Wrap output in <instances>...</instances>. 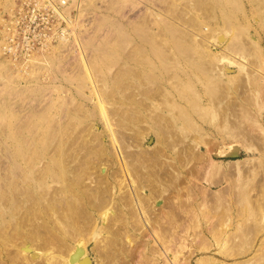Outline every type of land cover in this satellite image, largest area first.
<instances>
[{
  "label": "rangeland",
  "instance_id": "rangeland-1",
  "mask_svg": "<svg viewBox=\"0 0 264 264\" xmlns=\"http://www.w3.org/2000/svg\"><path fill=\"white\" fill-rule=\"evenodd\" d=\"M20 10L35 27L29 50L9 39ZM157 127L167 170L193 147L214 166L197 185L235 206L198 217L215 222L217 241L184 259L264 264V0H0V227L29 211L27 196L51 222L61 206L75 213L83 204L96 226L66 259L100 264L107 239L103 249L96 241L108 233L91 202L100 170H82L96 149L107 194L129 191L137 179L127 184L118 170L123 150L151 148ZM122 207V226L151 244L144 228L127 227Z\"/></svg>",
  "mask_w": 264,
  "mask_h": 264
},
{
  "label": "bare ground",
  "instance_id": "bare-ground-1",
  "mask_svg": "<svg viewBox=\"0 0 264 264\" xmlns=\"http://www.w3.org/2000/svg\"><path fill=\"white\" fill-rule=\"evenodd\" d=\"M160 135L162 136V130L157 127L154 145L135 155L123 150L124 158L118 170L128 176L125 177L127 184L131 182L130 177L132 179L135 177L137 185L130 184L129 191L123 190L116 197L107 194L105 173L101 172L106 166L101 162L103 156L98 150L95 149L94 152L98 159L90 161L82 170L85 171L83 173H96L98 169L100 170L97 172L98 186L95 191L97 194H94V200L91 202L93 211H100L98 214L101 228L104 229L102 231L110 234L109 236L105 234L102 240L99 239L96 245L94 244L98 247L100 241L107 239L104 241L107 246L104 251L101 252L99 248L103 247L102 244L98 247L100 250L94 247V251L97 249L98 255L102 257L100 264H130L128 259L132 257L131 248L136 255L135 264H158L159 261H162L159 264H189L188 260L184 259L185 250L191 252L192 247H207L211 240L217 241L215 222L210 221L208 226L203 227L198 217H206L218 207L230 210L234 206L231 205L229 197L206 193L197 185L196 180L203 169L208 167L212 170L214 166L212 162L209 163L210 161L204 162L193 147L186 146L185 151L183 150L184 155L177 153L175 159L179 166L177 171H174L172 162L171 169L167 170L165 161L161 159L163 148ZM123 138H117L121 147ZM174 141L162 145L171 148ZM188 161L193 163L192 166L188 165L186 170H182ZM79 180L77 179L78 182ZM143 188H146L147 193H143ZM85 194L91 197L90 194ZM17 199L19 197L15 196L14 200ZM27 203L28 212L18 213L9 228L0 227V264H69L66 258L96 226L90 210L85 211L81 204L77 212L69 213L61 206V210L57 211L51 222L49 217L39 218L31 196H27ZM120 203L126 204V210L123 207L122 209L128 211L126 214L131 217L127 227L144 228L148 237H151V244L141 237H138L140 241H137L130 235V230L128 231L126 226L123 227L126 223L123 224ZM200 205L204 208L203 206V209L198 208ZM256 228V225L252 226V231H256ZM17 244L22 246L16 247ZM166 249L171 250L172 260L166 258L164 254ZM33 252L38 254L34 259L31 258ZM86 256L88 255L78 257L77 263L79 264ZM91 262L90 259V264Z\"/></svg>",
  "mask_w": 264,
  "mask_h": 264
},
{
  "label": "built area",
  "instance_id": "built-area-1",
  "mask_svg": "<svg viewBox=\"0 0 264 264\" xmlns=\"http://www.w3.org/2000/svg\"><path fill=\"white\" fill-rule=\"evenodd\" d=\"M11 22L16 24V27L19 29L18 31H14L9 36V39L14 47L17 48L18 44H22L25 42V50H29L33 48V46L29 45V42L35 40L36 33L34 32L35 27L32 26L30 23H25V14L22 10L18 11L16 17H12ZM33 33V34H32ZM6 37V35H5ZM13 49L11 45L8 44V37H7V44H4V49ZM14 53V52H11Z\"/></svg>",
  "mask_w": 264,
  "mask_h": 264
},
{
  "label": "water",
  "instance_id": "water-1",
  "mask_svg": "<svg viewBox=\"0 0 264 264\" xmlns=\"http://www.w3.org/2000/svg\"><path fill=\"white\" fill-rule=\"evenodd\" d=\"M79 264H90V258L86 256Z\"/></svg>",
  "mask_w": 264,
  "mask_h": 264
}]
</instances>
